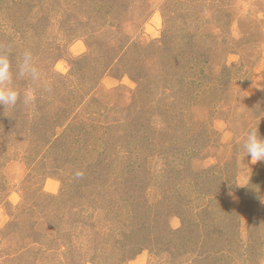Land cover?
<instances>
[{
	"label": "rangeland",
	"instance_id": "rangeland-1",
	"mask_svg": "<svg viewBox=\"0 0 264 264\" xmlns=\"http://www.w3.org/2000/svg\"><path fill=\"white\" fill-rule=\"evenodd\" d=\"M97 2L95 20L74 0H0V49L43 72L17 81L31 104L0 107V264H169L158 248L102 257L103 233L151 210L181 229L214 174L247 187L224 194L231 205L264 206V161L243 148L250 128L264 137V0ZM255 212L221 264H264Z\"/></svg>",
	"mask_w": 264,
	"mask_h": 264
},
{
	"label": "trees",
	"instance_id": "trees-1",
	"mask_svg": "<svg viewBox=\"0 0 264 264\" xmlns=\"http://www.w3.org/2000/svg\"><path fill=\"white\" fill-rule=\"evenodd\" d=\"M103 3L104 9L106 11L109 10L108 8L111 3L109 1ZM73 6L77 8L81 6L86 12L91 13H89L88 16L92 15L95 8V20L102 18L103 15L107 13L102 12L97 0H95V2L93 0H74ZM135 80L139 81V79ZM189 168L188 166V169ZM204 171L206 172L207 170L205 169ZM214 175L213 178L218 181V185L214 188L205 189V191L202 190L197 196L198 199H206L207 202L200 206L193 207L191 216L188 214H180L183 223L181 229L173 230L170 228L167 223L163 221L164 219L161 218V213H157L158 215L156 216L153 210H151L152 213L149 211L142 215V225L138 226V228L134 227V224L131 222H125L123 219V217H125L123 215L125 214H122L118 217L117 223L106 233H103L104 238L107 239L105 250L108 248L110 249L114 244L121 252V259L127 260V258L131 259L136 256L142 250L150 249L153 251V249L158 248L159 251H157L155 255L158 256L159 254L168 253L170 256L169 264H177L179 259L183 256L185 259L187 258V260L189 259L196 264H221V259L229 253L226 248L227 242L235 241L240 238L239 235L237 237L235 236V231L232 232L231 227L239 232L241 229V216H245L246 214L251 217L249 224L251 227L254 225V222H257L253 221L254 214L256 213L255 210L262 212L264 206L258 196H256L254 204L251 203V206H248L244 211L241 206L242 204L239 206L231 205L223 198L225 197L224 194L229 190H235L234 192L242 198L240 192L244 191L247 187L240 188L233 182L223 180V174ZM188 180L189 182H187V184L196 190L199 183L196 182L193 172H190ZM202 183L203 181L201 184ZM181 200H183L185 204H187L186 201H190L189 198H187V200ZM135 201L138 202L139 200ZM214 203L216 204L215 206H213ZM213 207L218 208L217 211H221L219 219L212 211L211 208ZM110 239H113V243L109 241ZM108 251L109 250H107L105 254H101L103 255L102 257H107V254H109ZM95 257H97V255ZM38 259L39 258H37L33 264H39L36 262ZM107 259L109 258H106V260Z\"/></svg>",
	"mask_w": 264,
	"mask_h": 264
},
{
	"label": "clouds",
	"instance_id": "clouds-1",
	"mask_svg": "<svg viewBox=\"0 0 264 264\" xmlns=\"http://www.w3.org/2000/svg\"><path fill=\"white\" fill-rule=\"evenodd\" d=\"M42 76L43 72L30 51L18 55L11 49H0V107L4 109L3 114L11 116L9 109H15L19 104H31L35 99L34 89L19 88L18 80L37 82ZM243 148L251 163L264 161V137L258 128L248 130Z\"/></svg>",
	"mask_w": 264,
	"mask_h": 264
}]
</instances>
